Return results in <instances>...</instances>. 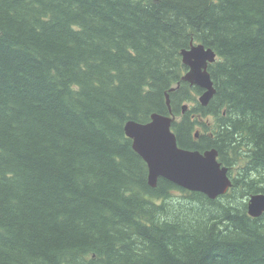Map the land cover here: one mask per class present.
Returning a JSON list of instances; mask_svg holds the SVG:
<instances>
[{"label":"trees","instance_id":"trees-1","mask_svg":"<svg viewBox=\"0 0 264 264\" xmlns=\"http://www.w3.org/2000/svg\"><path fill=\"white\" fill-rule=\"evenodd\" d=\"M191 45L216 54L206 106ZM151 114L217 151L226 194L149 186L124 126ZM257 193L264 0H0V264H264Z\"/></svg>","mask_w":264,"mask_h":264},{"label":"water","instance_id":"water-1","mask_svg":"<svg viewBox=\"0 0 264 264\" xmlns=\"http://www.w3.org/2000/svg\"><path fill=\"white\" fill-rule=\"evenodd\" d=\"M180 55L182 64L187 68L182 81L203 91L198 102L206 106L215 92L207 68L215 62L216 54L202 45H191ZM166 104L169 105L168 94ZM172 121L153 114L147 123L127 121L124 126L133 150L148 167L149 186L154 188L158 178H162L184 190L202 193L209 199L224 195L231 187V180L228 169L217 161V152L179 148L171 131ZM247 213L253 218L264 213L263 193L250 197Z\"/></svg>","mask_w":264,"mask_h":264},{"label":"bare ground","instance_id":"bare-ground-1","mask_svg":"<svg viewBox=\"0 0 264 264\" xmlns=\"http://www.w3.org/2000/svg\"><path fill=\"white\" fill-rule=\"evenodd\" d=\"M186 73V72H185ZM184 73V74H185ZM183 77V76H182ZM192 87H194V86H192ZM203 92V91H202ZM202 94V93H201ZM200 94V95H201ZM200 95H198V97H197V101H198V98H199V96ZM199 103V102H198ZM167 106H169V105H167ZM170 107V106H169ZM168 107V108H169ZM186 108H187V105H183V108H182V112L184 113V111L186 110ZM169 110H170V108H169ZM153 114H151V116H152ZM157 115H160V114H157ZM151 116H150V118H149V121H150V119H151ZM161 116H164V117H168V118H170V119H173V121H174V116H172V115H161ZM172 121V122H173ZM133 122H135V121H133ZM136 123H139V122H136ZM147 123V122H146ZM142 124V123H141ZM198 136V134L196 133L195 134V137H197ZM177 142V141H176ZM131 144H132V142H131ZM132 150H133V148H132ZM211 150H214V149H211ZM134 151V150H133ZM197 151V150H196ZM206 151H209V150H206ZM216 151V150H215ZM135 152V151H134ZM204 152V151H203ZM217 152V151H216ZM136 153V152H135ZM137 154V153H136ZM138 155V154H137ZM139 156V155H138ZM140 157V156H139ZM141 158V157H140ZM142 159V158H141ZM143 160V159H142ZM144 161V160H143ZM145 163V162H144ZM145 165H146V163H145ZM146 168H147V181H148V167H147V165H146ZM229 178H230V180H231V177H230V175H229ZM157 183V182H156ZM173 184V183H172ZM231 184H232V181H231ZM178 187V186H177ZM180 188V187H179ZM187 191V190H186ZM190 192V191H189ZM228 192V191H227ZM199 193V192H198ZM202 194V193H201ZM257 194H259V193H257ZM204 195V194H203ZM253 195H255V194H253ZM253 195H251V196H253ZM220 196H223V195H220ZM220 196H218V197H220ZM250 196V197H251ZM218 197H216V198H218ZM250 197L248 198V200H247V205H248V202H249V199H250ZM215 198V199H216ZM215 199H212V200H215Z\"/></svg>","mask_w":264,"mask_h":264}]
</instances>
